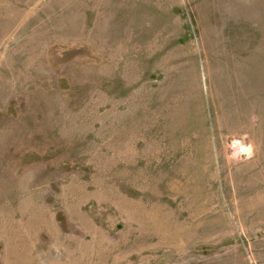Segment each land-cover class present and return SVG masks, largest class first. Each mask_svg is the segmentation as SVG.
<instances>
[{
  "label": "rangeland",
  "instance_id": "1",
  "mask_svg": "<svg viewBox=\"0 0 264 264\" xmlns=\"http://www.w3.org/2000/svg\"><path fill=\"white\" fill-rule=\"evenodd\" d=\"M0 264H264V0H0Z\"/></svg>",
  "mask_w": 264,
  "mask_h": 264
},
{
  "label": "clouds",
  "instance_id": "2",
  "mask_svg": "<svg viewBox=\"0 0 264 264\" xmlns=\"http://www.w3.org/2000/svg\"><path fill=\"white\" fill-rule=\"evenodd\" d=\"M258 119L255 115L251 117V120L255 122ZM247 134H243L239 138L233 139L229 145L231 151L229 152L228 159L234 163H240L242 161L250 160L255 154L254 145L247 142Z\"/></svg>",
  "mask_w": 264,
  "mask_h": 264
}]
</instances>
